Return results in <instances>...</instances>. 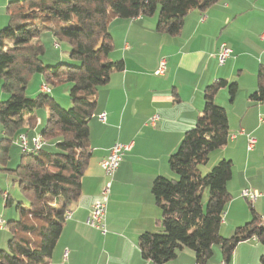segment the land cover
Listing matches in <instances>:
<instances>
[{
	"label": "trees",
	"instance_id": "obj_1",
	"mask_svg": "<svg viewBox=\"0 0 264 264\" xmlns=\"http://www.w3.org/2000/svg\"><path fill=\"white\" fill-rule=\"evenodd\" d=\"M216 1H7V25L0 29V87L8 96L0 100V163L6 164L9 147L20 133L27 135L31 128L38 129L40 121L31 115L38 108L46 109L47 117L34 134H40L51 150L43 146L38 151L21 152L11 170L28 207L18 202L21 218L5 223L11 235L7 247L0 248V264H45L61 233L66 210L80 196L81 179L92 154L88 121L95 111L96 90L121 66L120 61L108 59L113 49L110 20L157 12V32L177 35L191 9L203 10ZM37 22L56 42L70 45L69 57L76 63L43 65L45 47L34 40L40 33ZM35 73L49 87L70 83V106L60 107L51 89L28 97L27 86ZM256 77V89L249 99L260 102L264 100V63L259 65ZM221 88H226L232 98L237 83L219 78L204 87L203 107L194 125L184 132L177 149L168 157L174 177L157 176L151 184V193L161 209V229L140 233L137 246L141 257L153 264L174 260L183 248L193 252L195 262L206 264L214 244L220 245L223 259H228L237 243L253 236L264 245V219L252 207L250 221L236 227L230 237L220 234L224 209L231 199L227 182L232 176V161L221 159L204 174L199 170L211 151L228 142L225 108L214 102ZM4 197L6 206L10 198ZM260 260L264 264V254Z\"/></svg>",
	"mask_w": 264,
	"mask_h": 264
},
{
	"label": "crops",
	"instance_id": "obj_2",
	"mask_svg": "<svg viewBox=\"0 0 264 264\" xmlns=\"http://www.w3.org/2000/svg\"><path fill=\"white\" fill-rule=\"evenodd\" d=\"M6 1L0 0V29L7 23ZM157 15L112 18L109 22L113 49L108 59L120 61L121 66L97 87L95 111L88 121L92 154L81 179V193L69 206L71 215L64 219L45 264H153L141 257L137 246L140 233L161 229V209L155 203L151 184L157 176L174 177L168 157L177 149L184 132L194 125L203 107L204 87L219 78L235 81L237 90L230 98L226 88L219 89L214 102L225 108L229 134L244 132L228 140L215 157L234 164L227 182L231 199L224 209L220 234L230 237L236 227L251 220V206L240 196V190H264V100L249 99L256 89L258 67L264 63V0H218L203 10L191 9L177 35L157 32ZM221 42L230 48L231 55L219 65L214 53ZM55 58L59 61L63 56ZM162 60L165 68L155 74ZM42 81L41 77L40 84ZM0 99H6L1 88ZM100 112L106 114L104 122L96 116ZM153 114L160 117L155 125L148 122ZM31 115L42 125L47 110ZM37 130H28L27 137ZM246 134L256 138L252 150L246 148ZM115 142L132 146L113 176L105 216L107 232L102 234L87 226L85 219L100 199L105 180L99 162ZM18 160L12 155L6 163L12 168ZM2 194L9 196L7 190ZM4 237L0 236V244L5 242ZM262 254L264 245L247 239L237 243L230 260L233 264H262ZM222 259L220 245L214 244L206 264ZM194 263L193 252L183 248L166 264Z\"/></svg>",
	"mask_w": 264,
	"mask_h": 264
},
{
	"label": "built area",
	"instance_id": "obj_3",
	"mask_svg": "<svg viewBox=\"0 0 264 264\" xmlns=\"http://www.w3.org/2000/svg\"><path fill=\"white\" fill-rule=\"evenodd\" d=\"M261 39L264 41V31L261 34ZM231 50L226 45L225 42H221L218 45L217 51L214 53V56L216 57L219 65L224 64V62L230 57ZM165 68L164 61H160L157 69L155 70V74H161ZM40 91L42 92H49L50 87L46 83L42 82L39 87ZM97 118L99 121L104 122L106 118L105 112H100L97 115ZM158 114H153L149 117L148 122L151 125H155V123L159 120ZM260 120H262L260 118ZM38 122V121H37ZM1 133V132H0ZM239 133H244L242 130H239L236 133H230L228 134L227 138L228 140L234 139L235 136ZM246 148L247 150H252L255 143L256 138L252 136L251 134H246ZM16 144L21 149V152L28 153L33 151L40 150L43 146L46 145V140L40 135V134H34L33 136L28 139L27 135L24 133H20L15 141ZM131 143H120L115 142L112 144V146L109 148L108 153L105 157H103L99 164L103 170L105 180L100 188V199L93 203L91 208L88 211V214L85 219V224L89 227L98 229L102 234H105L107 232L106 222H105V216H106V209H107V201L108 197L110 195L113 176L118 169L122 157L126 151H129L131 148ZM240 196L245 199L248 204L254 208L255 204L257 202H260L262 207V214L260 215V218L264 219V190H257L250 187H244L240 190ZM71 215V212L69 210H66L64 219L69 218ZM4 227V221L0 218V229ZM252 240H256V238L253 236L250 238ZM64 256H66V252L64 253ZM194 264H199L198 262H195ZM215 264H233V262L228 259H222L219 262Z\"/></svg>",
	"mask_w": 264,
	"mask_h": 264
},
{
	"label": "rangeland",
	"instance_id": "obj_4",
	"mask_svg": "<svg viewBox=\"0 0 264 264\" xmlns=\"http://www.w3.org/2000/svg\"><path fill=\"white\" fill-rule=\"evenodd\" d=\"M6 3H7V1L5 2V4ZM7 18H8V15H7ZM5 25H7V23L4 24L2 28H4ZM37 25L40 27L39 22H37ZM34 40L41 42L45 47V52L41 56V61H42L43 65H45V66L55 65L58 62L69 63V64L76 63V61H74L73 59H71L69 57V52L71 49L70 45L64 41L56 42V39L52 36V34L49 31L43 30L40 27V33L36 38H34ZM58 55L63 56V58L59 61H57L55 58ZM40 82H41V76L38 73H35L30 78L28 86H27V90H26V95L28 97H34L38 93L37 89H38V85L40 84ZM69 85H70V83H68V82H62V83H59L55 86L50 85L51 96L54 97L55 101L62 108H68L70 106ZM7 97L8 96L6 94V98ZM37 110H41L42 112L43 111L46 112V109H44V108H38V109H35L34 111H37ZM44 123H45V120H43L42 125H38L39 130L43 127ZM31 135L28 136V139H30ZM43 148H44V150H51V147L49 145H45ZM220 149L221 148H218V149L211 151L209 154L208 161L205 164L199 166V170L201 171L202 174L209 171L213 165H215L219 160H221V159L215 160V157L218 154L217 152H219ZM214 152H216V153H214ZM20 154H21L20 147L15 142L11 143V145L9 147V157L12 158V155H14L16 157L18 156V159H19ZM262 156H263V154H262ZM262 158L264 160V156ZM222 159H224V158H222ZM17 163H15L12 168L9 166V163L8 164L6 163L5 166L0 163V185L2 187V188H0V215L4 218V220L6 222L10 221V220H17V219L21 218L22 213L20 210H18L16 208V204L18 202L22 203L23 208L27 209V207H28V201L20 192L19 187L17 185V182L15 180V175L11 171L12 169H14L16 167ZM233 169H234V164L232 166V171H233ZM4 190H7L8 194H9V198H10L9 203L6 206L2 205V203H5V197L2 194V192ZM254 210L259 215L262 214V210H261L258 202L255 204ZM251 218H252V213H251ZM3 228H1L3 230L0 231V236H2V237L6 236L7 238L4 237L5 242H3V244H0V245H4L3 247H0L1 249L2 248L5 249L7 247V239L11 235L10 231L5 226V224H4Z\"/></svg>",
	"mask_w": 264,
	"mask_h": 264
}]
</instances>
